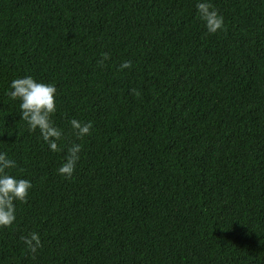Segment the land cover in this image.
Here are the masks:
<instances>
[{"label":"trees","instance_id":"obj_1","mask_svg":"<svg viewBox=\"0 0 264 264\" xmlns=\"http://www.w3.org/2000/svg\"><path fill=\"white\" fill-rule=\"evenodd\" d=\"M195 3L0 0V151L32 185L0 264H264V0H211L215 34ZM24 76L56 88L55 152L7 95Z\"/></svg>","mask_w":264,"mask_h":264},{"label":"clouds","instance_id":"obj_2","mask_svg":"<svg viewBox=\"0 0 264 264\" xmlns=\"http://www.w3.org/2000/svg\"><path fill=\"white\" fill-rule=\"evenodd\" d=\"M195 10L208 34L223 30V16L215 9L211 0H196ZM128 66L127 61L121 64L122 68ZM8 87L9 99L19 101V119L25 122L27 130L30 133L38 130L40 138L47 144L48 149L52 152L57 151V141L61 139L63 133L51 118L56 112L55 86L37 81L32 76H24L13 79ZM68 123L77 139L88 135L92 127L90 121L82 123L77 119H70ZM80 151L79 143L67 146L64 161L57 168V173L71 177L80 159ZM15 167L16 161L10 159L7 153L0 151V227L4 228L11 226L16 219L14 202H24L32 186L28 179L18 178L6 171ZM21 239L32 252L40 246V238L36 232L22 236Z\"/></svg>","mask_w":264,"mask_h":264}]
</instances>
